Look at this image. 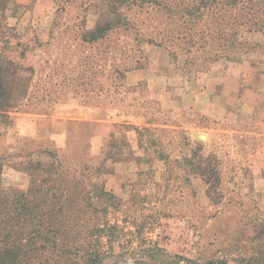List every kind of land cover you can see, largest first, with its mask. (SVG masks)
I'll return each instance as SVG.
<instances>
[{
  "label": "rangeland",
  "instance_id": "rangeland-1",
  "mask_svg": "<svg viewBox=\"0 0 264 264\" xmlns=\"http://www.w3.org/2000/svg\"><path fill=\"white\" fill-rule=\"evenodd\" d=\"M160 2L0 0V57L26 69L0 114V219L58 161L114 196L85 209L115 224L100 264H264V36L191 65ZM115 11L131 28L85 39Z\"/></svg>",
  "mask_w": 264,
  "mask_h": 264
},
{
  "label": "trees",
  "instance_id": "trees-1",
  "mask_svg": "<svg viewBox=\"0 0 264 264\" xmlns=\"http://www.w3.org/2000/svg\"><path fill=\"white\" fill-rule=\"evenodd\" d=\"M160 5L161 14L167 19L160 34L165 35L162 39L173 46L172 56H176V49L183 50L191 65L227 58L231 48L246 45L237 38L239 30L264 36V0H161ZM120 23L131 28L115 11V24L110 20L96 24L83 36L97 40L112 29L123 27ZM25 71L12 60L0 57V114L16 105ZM43 165L49 169L43 182L51 185L39 186L32 201L22 203L15 208V214L0 219V225L7 229L0 233V264H100L108 254L103 250L104 244L108 250L112 248L115 224L109 219L101 220L97 213L87 217L85 209L106 208L114 203V196L102 185L88 186L84 172L76 175L62 170L58 161ZM88 187L92 189L87 190ZM18 225L23 230H17Z\"/></svg>",
  "mask_w": 264,
  "mask_h": 264
}]
</instances>
